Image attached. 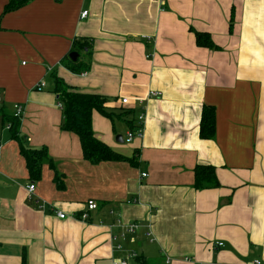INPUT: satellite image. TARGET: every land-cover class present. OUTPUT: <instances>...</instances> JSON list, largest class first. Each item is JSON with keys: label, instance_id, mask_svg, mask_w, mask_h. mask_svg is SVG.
I'll list each match as a JSON object with an SVG mask.
<instances>
[{"label": "crops", "instance_id": "obj_1", "mask_svg": "<svg viewBox=\"0 0 264 264\" xmlns=\"http://www.w3.org/2000/svg\"><path fill=\"white\" fill-rule=\"evenodd\" d=\"M191 29L219 49L197 46ZM76 38L91 42L82 73L68 57ZM53 72L133 111L131 122L91 115L94 136L133 162L84 159L60 128ZM0 95L2 115L23 106L19 137L0 129V264H112L129 251V264H264V0H0ZM203 105L215 109L210 139ZM142 111L143 135L127 140ZM21 145L45 149L38 179ZM196 165L219 185L194 188ZM118 219L140 224L120 250Z\"/></svg>", "mask_w": 264, "mask_h": 264}, {"label": "trees", "instance_id": "obj_2", "mask_svg": "<svg viewBox=\"0 0 264 264\" xmlns=\"http://www.w3.org/2000/svg\"><path fill=\"white\" fill-rule=\"evenodd\" d=\"M25 0H11L12 8L19 6ZM195 42L197 46L206 47L211 50H218V46L212 41L209 33L195 31ZM91 42L88 39L76 38L72 43L71 51L78 52L79 55L83 54L84 58L90 54ZM70 51V52H71ZM69 57V56H68ZM70 59V58H69ZM73 64V72L82 73L89 69V59H83L81 56ZM54 86L53 91L57 95L58 101L62 104V121L60 128L65 131L75 133L80 141L82 155L84 159L91 163H98L107 160H128L131 159L124 157L114 152L108 145L100 141L94 136L91 126L92 111L96 110L101 115L110 119L125 118L127 115H132L133 111L130 109H122L118 113L110 110L105 106L107 98L97 93H84L76 87L70 86L64 80L58 77L54 72L51 73ZM3 118L11 121V135L13 138H18L19 119L3 112ZM126 119V118H125ZM128 122L131 120L126 119ZM215 132V109L210 105H203L199 123V135L201 138L210 139ZM21 140V138H19ZM19 140V141H20ZM21 143V141H20ZM20 153L26 162L29 175L32 179H38L41 172L43 157L46 152L44 148L30 149L21 145ZM194 183L196 189H204L216 187L219 185L214 168L210 165H196L194 167ZM137 257V256H136ZM137 264H149L150 261L145 257L136 258ZM22 264H26L25 260Z\"/></svg>", "mask_w": 264, "mask_h": 264}, {"label": "built area", "instance_id": "obj_3", "mask_svg": "<svg viewBox=\"0 0 264 264\" xmlns=\"http://www.w3.org/2000/svg\"><path fill=\"white\" fill-rule=\"evenodd\" d=\"M86 11H82L81 14H80V17H85L86 16ZM45 86V83L44 82H41L39 87H43ZM156 95H160L158 92L156 91H150L148 93V96H156ZM3 98L2 96L0 95V129L1 130H10L11 128V121L10 120H6L3 118V115H2V106H3ZM121 102L122 103H127L128 100L126 97L122 98L121 99ZM60 107H61V103L58 104ZM23 114V106L19 103H14L12 105V109H11V113L10 115L13 116V117H16L17 119H20L21 116ZM144 112H140L137 116V121H138V126L135 128V130L133 131H128L127 132V140H132L135 136H142L143 135V130H144ZM3 140H2V137L0 136V150L2 149L3 147ZM144 175V174H143ZM34 189H35V184L32 182L30 183L28 186H27V190H28V195L29 197H31V195L33 194L34 192ZM87 210H94L97 208V204L94 200H88L87 201ZM39 207L40 208H44L46 207V203L45 202H41L39 204ZM56 215L59 217V218H64L66 215L64 212L60 211V210H56ZM88 218V212L87 211H84L82 212L81 214V219H87ZM117 225L120 227V233L119 234H112L111 235V239L112 241H114L115 243V247L116 249L120 250L122 248V244L120 242V239H124V233L128 232V233H134L139 227H140V224L137 222V221H131L129 223H122L120 221V219H118L116 221ZM216 246H223V242L222 241H217L216 242ZM136 253L134 251H129L127 252V254L125 255V257H117L113 260L112 264H129L128 260L127 259H130V258H134L136 257ZM252 264H262V262L259 260V259H255L252 261Z\"/></svg>", "mask_w": 264, "mask_h": 264}, {"label": "water", "instance_id": "obj_4", "mask_svg": "<svg viewBox=\"0 0 264 264\" xmlns=\"http://www.w3.org/2000/svg\"><path fill=\"white\" fill-rule=\"evenodd\" d=\"M68 56H69L71 61H76L78 59L79 54L76 51H71V52H69ZM119 138L122 140L121 136H119Z\"/></svg>", "mask_w": 264, "mask_h": 264}, {"label": "rangeland", "instance_id": "obj_5", "mask_svg": "<svg viewBox=\"0 0 264 264\" xmlns=\"http://www.w3.org/2000/svg\"><path fill=\"white\" fill-rule=\"evenodd\" d=\"M150 264H154V261H153V262H151Z\"/></svg>", "mask_w": 264, "mask_h": 264}]
</instances>
